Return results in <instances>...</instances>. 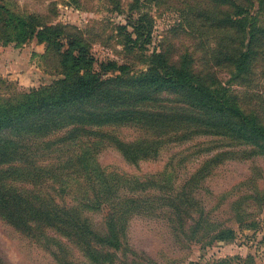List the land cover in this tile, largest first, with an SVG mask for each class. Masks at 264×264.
Returning <instances> with one entry per match:
<instances>
[{
  "label": "trees",
  "instance_id": "trees-1",
  "mask_svg": "<svg viewBox=\"0 0 264 264\" xmlns=\"http://www.w3.org/2000/svg\"><path fill=\"white\" fill-rule=\"evenodd\" d=\"M215 1L217 15L199 10L198 16L218 20L214 28L237 34L233 53L220 52L233 70V79H239L248 71L256 44H264V27L257 25L253 12L255 1L261 7L264 0ZM0 30L16 41L47 43L57 53L61 68L62 77L52 84L25 93L18 102L0 103V167L9 166L11 172L15 166L13 177L22 170L39 188L50 181L56 193L54 197L17 194L2 182L10 174L0 172V215L39 239L54 264H159L134 250L127 238L130 219L150 215L157 208L193 240L214 231L218 239L234 233L231 228L218 230L222 226L211 221L197 194H191V185L212 166L264 157V121L242 104L231 86L216 81L213 72L191 66L187 54L174 60L164 50L145 55L144 68L120 65L118 74L105 77L93 69V57L79 41L68 39V48L61 50V26L41 24L34 16L20 17L1 4ZM150 31L149 22L144 21L135 33L146 39ZM219 50L228 49L219 46ZM123 127L137 130V137L123 139L115 130ZM197 138H208L213 143L208 149L216 150L191 174L186 190L176 194L164 173L124 181L107 174L95 160L101 143L137 166L157 158L170 143ZM42 161H56L57 168L43 171L38 165ZM66 178L79 180L81 196L88 194L84 201L75 196L71 200L76 203L66 204L64 195L73 188L64 184ZM146 191L158 196L143 200L140 196ZM257 196L264 205V184ZM102 205L108 211L97 225L91 213H102ZM193 211L195 218L189 216ZM66 243L77 249L79 261L69 258Z\"/></svg>",
  "mask_w": 264,
  "mask_h": 264
},
{
  "label": "rangeland",
  "instance_id": "rangeland-1",
  "mask_svg": "<svg viewBox=\"0 0 264 264\" xmlns=\"http://www.w3.org/2000/svg\"><path fill=\"white\" fill-rule=\"evenodd\" d=\"M0 4L20 17L34 16L41 24L61 26L64 31L60 37L61 50L68 48V39L79 41L93 57V69L105 77L118 74L120 65H127L130 70L144 68L145 55L153 51L164 50L174 60L187 54L191 66L213 72L216 81L231 86L242 104L264 121V44H256L248 71L234 80L233 70L223 62L222 52L233 53L239 42L237 34L214 28L218 20L198 16L199 10L207 11L211 17L213 13L217 15L215 0H0ZM253 12L257 25L264 27V2L260 7L255 1ZM144 21H148L151 28L146 39L135 33L137 25ZM219 46L228 50H219ZM53 50L36 39L21 42L4 37L0 30V103L18 102L25 93L61 78L58 56ZM115 130L125 140L138 135L137 130L129 127ZM212 144L208 138L170 143L157 158L132 166L116 150L101 143L95 160L107 174L113 173L124 181L133 177L144 180L164 173L170 177L176 194L186 190L191 174L215 152L214 147L211 151L208 149ZM56 163L42 161L38 165L44 171L46 167L56 169ZM10 168L11 172L9 166H1L0 172L10 174L2 182L15 193L56 195L50 181L39 188L22 170L13 177L15 166ZM63 181L73 186L72 191L64 195L67 205L76 203L71 200L75 196L77 201H84L88 196L86 193L81 196V188L76 186L79 180L66 178ZM263 184L262 156L226 160L212 166L191 185V194H197L211 221L222 226L218 230H233L230 237L218 239V231H214L190 239L188 233H181L177 225L168 221L166 213L157 208L159 210L150 215L130 219L129 244L159 264H264V205L257 196ZM157 196L146 191L140 197L151 201ZM107 211L108 207L102 205V213H91L92 221L100 224L101 215ZM189 216L195 218L197 213L190 212ZM187 220V224L191 223L190 218ZM41 244L39 239L21 232L0 215V264H54ZM66 245L71 252L69 258L79 261L77 249L71 243Z\"/></svg>",
  "mask_w": 264,
  "mask_h": 264
}]
</instances>
